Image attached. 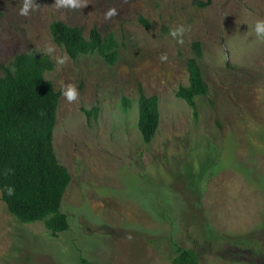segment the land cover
Segmentation results:
<instances>
[{
	"label": "rangeland",
	"instance_id": "374dc122",
	"mask_svg": "<svg viewBox=\"0 0 264 264\" xmlns=\"http://www.w3.org/2000/svg\"><path fill=\"white\" fill-rule=\"evenodd\" d=\"M198 1L208 5L34 0L25 16V0H0V68L30 51L53 64L44 75L60 93L52 145L71 177L60 206L69 227L55 236L49 218L24 224L0 195V264H173L180 249L200 264H261L256 245L250 255L218 238L252 237L264 250V38L254 30L264 0ZM53 21L85 37L93 27L111 34L116 61L96 52L70 58L52 39ZM194 42L208 86L195 112L176 97L188 86ZM138 86L158 97L150 143L137 127Z\"/></svg>",
	"mask_w": 264,
	"mask_h": 264
},
{
	"label": "trees",
	"instance_id": "16d2710c",
	"mask_svg": "<svg viewBox=\"0 0 264 264\" xmlns=\"http://www.w3.org/2000/svg\"><path fill=\"white\" fill-rule=\"evenodd\" d=\"M192 3L197 7L208 5V1L192 0ZM49 29L54 43L63 47L70 58L96 52L109 64L116 61V42L111 34L103 38L93 27L85 37L80 28L61 21H53ZM191 49L194 57L187 61L188 86L180 87L176 97L195 112L194 98L207 95L208 86L198 65V59L203 56L200 43L194 42ZM52 69L50 58L35 51L18 54L0 68V195L8 212L24 224L49 218L45 226L55 236L69 227L60 206L71 177L59 164L52 145L60 97L53 83L44 76ZM138 92L137 127L143 141L150 143L160 120L158 97H147L141 86ZM124 104L128 106L129 101L124 99ZM83 112L90 117L91 112ZM218 239H225L229 247L241 253L251 240L222 236ZM253 246L256 248L258 243ZM173 264L200 262L193 250L180 249Z\"/></svg>",
	"mask_w": 264,
	"mask_h": 264
},
{
	"label": "clouds",
	"instance_id": "9594fccd",
	"mask_svg": "<svg viewBox=\"0 0 264 264\" xmlns=\"http://www.w3.org/2000/svg\"><path fill=\"white\" fill-rule=\"evenodd\" d=\"M57 4L58 6H67L72 8H80L86 6V4L83 3V0H57ZM30 8H34V0H25L23 7L20 9V15H28ZM115 14V9H110L106 13V16L111 17ZM254 30L257 37L264 38V20L257 21ZM180 31H183V29H180ZM176 34V31H173L172 35L175 36ZM161 59H166V57L162 56ZM64 95L69 101H74L77 99L78 93L75 87L69 86ZM8 191L11 194L12 189L9 188Z\"/></svg>",
	"mask_w": 264,
	"mask_h": 264
},
{
	"label": "flooded vegetation",
	"instance_id": "af4514ba",
	"mask_svg": "<svg viewBox=\"0 0 264 264\" xmlns=\"http://www.w3.org/2000/svg\"><path fill=\"white\" fill-rule=\"evenodd\" d=\"M248 238H251V240H249L248 248L244 251V253H248V254L252 255V252L250 251L251 250L250 248L253 245V242H251L252 237H248ZM262 250H263V245H260L258 247V250H256V248H254V252H255L254 254H256V258L258 259V262L261 264H264V254H263Z\"/></svg>",
	"mask_w": 264,
	"mask_h": 264
}]
</instances>
